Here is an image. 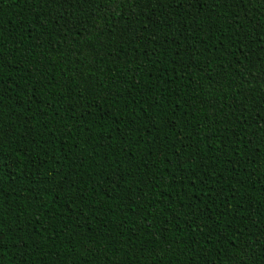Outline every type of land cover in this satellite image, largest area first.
Returning a JSON list of instances; mask_svg holds the SVG:
<instances>
[{"label": "trees", "instance_id": "trees-1", "mask_svg": "<svg viewBox=\"0 0 264 264\" xmlns=\"http://www.w3.org/2000/svg\"><path fill=\"white\" fill-rule=\"evenodd\" d=\"M0 264H264V0H0Z\"/></svg>", "mask_w": 264, "mask_h": 264}]
</instances>
